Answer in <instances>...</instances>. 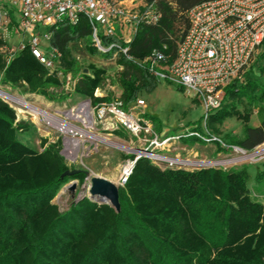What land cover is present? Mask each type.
I'll list each match as a JSON object with an SVG mask.
<instances>
[{
    "label": "trees",
    "instance_id": "trees-1",
    "mask_svg": "<svg viewBox=\"0 0 264 264\" xmlns=\"http://www.w3.org/2000/svg\"><path fill=\"white\" fill-rule=\"evenodd\" d=\"M141 1L153 5L160 19L138 25L127 55L116 48L103 54L94 47L86 18L77 25L64 21L51 29V45L62 53L61 69L79 78L72 95L29 49L9 64L0 52V85L53 102L73 97L75 102L90 99L93 105L110 102L117 96L111 91L95 96L109 68L85 64L89 57H100L120 67L112 83L128 108L141 92H151L159 83L137 62L160 51L172 63L190 27L188 12L212 0ZM102 42L108 46L120 41L103 37ZM3 45L0 36V49ZM263 58L264 51L258 61ZM259 70L264 74V66ZM245 81L225 88L231 104L211 117L208 128L220 134L217 125L224 119H242L244 136H226V143L251 151L264 143V86L254 78L253 67ZM242 100L258 106L261 126L248 125L249 114L237 107ZM151 121L160 134L159 125ZM197 130L203 132L201 126ZM37 133L30 121L18 120L17 110L0 97V264H264V204L251 196L248 168L255 166V182L264 183V162L189 170L162 168L140 158L120 189L119 213L87 197L62 212L53 203L58 192L72 180L83 183L86 175L62 178L75 168L62 155L61 141L42 139L41 150L30 144ZM195 142L204 143L196 137L183 139L187 145Z\"/></svg>",
    "mask_w": 264,
    "mask_h": 264
},
{
    "label": "built area",
    "instance_id": "built-area-1",
    "mask_svg": "<svg viewBox=\"0 0 264 264\" xmlns=\"http://www.w3.org/2000/svg\"><path fill=\"white\" fill-rule=\"evenodd\" d=\"M188 16L190 27L179 43L172 63H168L167 56L160 51H154L137 63L158 81L176 85L201 101L205 120L200 125L203 132L195 127L183 135L162 138L153 122L145 117L146 102L140 98L128 108L119 96L96 105L90 99H84L69 110L52 113L25 100V105L19 104L11 99L18 97L6 90L11 95L5 94L1 98L12 106L14 103L43 112L34 114L43 117V126L57 129L64 135L61 153L71 163L85 138L101 139L92 132L97 126H102L105 131L124 130L132 134L143 146L141 158L157 165L165 164L168 168L226 170L263 162L264 143L251 151L229 145L209 131L208 121L222 108L225 88L234 81L245 82L247 72L264 45V0H212L192 8ZM82 18L89 21L93 46L101 53L116 48L127 55L138 25L156 24L160 14L153 5H146L141 0H0V36L4 41L0 52L5 54L9 64L17 54L29 49L49 75L62 81L64 92L72 95L79 78L61 69L62 53L51 45V29L64 21L77 25ZM103 37H116L122 43L113 42L107 46L102 42ZM115 77L108 73L95 96H106L109 88L114 86ZM14 108L19 116L20 108ZM60 121L63 125H59ZM191 137L206 144L219 143L223 151L212 159H184L162 154L172 142ZM92 144L97 146V143ZM130 163L133 165V160ZM127 173H124L123 181L128 179Z\"/></svg>",
    "mask_w": 264,
    "mask_h": 264
},
{
    "label": "rangeland",
    "instance_id": "rangeland-1",
    "mask_svg": "<svg viewBox=\"0 0 264 264\" xmlns=\"http://www.w3.org/2000/svg\"><path fill=\"white\" fill-rule=\"evenodd\" d=\"M43 30L44 28H42V31ZM16 38L18 37H15L14 39ZM263 51L264 45L261 47L258 55H256L252 67L254 78L264 86V74L259 70L260 66H264V58L260 60L261 62L258 61V56ZM90 63L109 68V74L111 77L116 76V73L119 70L118 66L113 64V62L105 61L100 57L87 58L85 64ZM158 82V85L153 91L141 92L140 99H143L146 102V107L144 108L146 114L145 117L150 120L152 119L159 125L160 133H164V135H183L186 130H192L194 127L198 128L205 121L203 120L204 110L202 104L196 100L194 94L188 93V91L165 81ZM0 87L14 94L18 98L31 103L34 107L51 113L56 110H69L80 101L77 99L75 102L74 97L62 102L47 101L40 95L22 93L20 89H11L10 87L4 88L1 85ZM109 89L111 92L119 96L118 94L120 91L116 85H114L112 89ZM13 106L20 108V111H18V120L25 119L37 127V138L33 142V145L36 148L41 149L40 144L42 139H48L52 142L63 140L64 135L61 134L59 130L47 128L42 125V121H44L42 116L35 115L34 112L28 108L25 109V107H20L17 104L13 103ZM237 107L241 113H254L253 107L250 106L246 100L238 101ZM217 127L219 132L224 135L230 134L232 131L242 132L244 121L235 116H231L224 119L222 123L217 125ZM120 131L124 132L125 135L123 137L117 136L116 133L112 131H105L102 126H97L96 130L92 132L99 136L101 141H93L92 138L87 137L84 139V142L79 145V149L75 152L76 157L72 159V163L69 161H67V163L72 168L88 171L90 176L86 177L83 183H80L78 180H72L62 187L53 201L54 204L58 205L60 211L63 212L68 209L70 204L78 198L88 196V186L91 177L97 176L104 178L116 185H120L123 182L124 169L129 166L128 163L132 161L131 159H128L127 156L134 155L130 150L124 148L142 149L143 146L140 141L133 137L132 134H129L124 130ZM92 142L97 143V146L93 145ZM183 145V143L178 141L172 142L170 147L162 151V154L170 157L194 159L192 156H189L190 153H188V151L190 148L184 147ZM245 165L249 166L251 164ZM159 166L162 168L166 167L165 164H160ZM248 168L252 179L251 196L253 199L264 204V183L257 184L255 182L257 171L255 166H250ZM187 169L194 170L199 168L188 167ZM73 182L76 184V190L74 192L68 189L69 184H72Z\"/></svg>",
    "mask_w": 264,
    "mask_h": 264
},
{
    "label": "water",
    "instance_id": "water-1",
    "mask_svg": "<svg viewBox=\"0 0 264 264\" xmlns=\"http://www.w3.org/2000/svg\"><path fill=\"white\" fill-rule=\"evenodd\" d=\"M84 73H87V69H84ZM0 97L4 96L5 94L11 95L9 92H6L3 88L0 87ZM144 151L142 149H131L130 152L135 155V159L133 160L132 168L129 170L127 174H131L136 162L142 157L140 152ZM84 173L86 177L90 176V173L86 170L82 169H73V170H67L63 175L64 177H72L77 174ZM90 184L88 186V196L87 198L95 202L97 204H107L111 208H113L117 213L121 211V204L119 200V192L120 189L124 186L125 182L124 180L120 185H116L104 178H100L97 176L90 178ZM68 189H70L72 192L76 190V184L73 182L72 184H69Z\"/></svg>",
    "mask_w": 264,
    "mask_h": 264
},
{
    "label": "crops",
    "instance_id": "crops-1",
    "mask_svg": "<svg viewBox=\"0 0 264 264\" xmlns=\"http://www.w3.org/2000/svg\"><path fill=\"white\" fill-rule=\"evenodd\" d=\"M239 84H243L244 85V84H246V81L243 82V83H239ZM120 93L121 92H119L118 95H120ZM196 100L199 103H201V101L197 97H196ZM228 104H231V100H230L229 97L226 96L225 90H224L223 95H222V107L226 106ZM202 107H203V105H202ZM252 107H253V110H254L253 114L252 113H243V114H249L248 125L251 126V127L256 128V127L261 126V117H260V114L258 112V106H252ZM217 112H214L213 115H215ZM210 120H211V118L209 119V121ZM244 126H245V123H244ZM36 129H37V127H36ZM194 129H195V127L192 128V130H194ZM208 129H209V131L212 134H214L215 136L219 137L221 140H224V142H228L227 139H226V136H232V137H238V138H242L244 136V128H243L242 132L241 131L240 132L232 131L230 134H227V135H224L222 133L217 134V133H215L213 131V129H211V128H208ZM172 134H174V133H172ZM160 135L162 136V138H165L167 136H171V134L164 135V133H160ZM176 135H178V134H176ZM25 139L27 140L26 137H24V140ZM181 143H183V140L181 141ZM30 144H33V142H31ZM183 144H184L183 145L184 147H189L190 148V150L188 151V153H190L189 156H192L194 159H212V158H215L219 154L222 153V151L221 152L219 151V146H218L217 143L206 144V143H202V142H195V144H193V145H187L185 143H183Z\"/></svg>",
    "mask_w": 264,
    "mask_h": 264
},
{
    "label": "bare ground",
    "instance_id": "bare-ground-1",
    "mask_svg": "<svg viewBox=\"0 0 264 264\" xmlns=\"http://www.w3.org/2000/svg\"><path fill=\"white\" fill-rule=\"evenodd\" d=\"M0 90H2V89H0ZM11 99H13L14 101H16L17 103H19V104H22V105H25V102L22 100V99H20V98H15V97H11ZM28 106V105H27ZM30 108V110H32L34 113H37V112H39V113H43V112H41V111H39V110H37V109H34L33 107H29ZM33 108V109H32ZM26 109V108H25ZM34 116V115H33ZM47 117V116H46ZM48 117H50V116H48ZM51 118V117H50ZM35 119V118H34ZM59 125H63V123L60 121L59 122ZM101 141V140H100ZM123 148V147H122ZM124 149H126V150H131V149H128V148H124ZM128 165L129 166H127L125 169H124V173L125 172H129V170L132 168V163H128ZM123 173V174H124Z\"/></svg>",
    "mask_w": 264,
    "mask_h": 264
}]
</instances>
